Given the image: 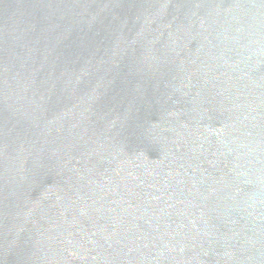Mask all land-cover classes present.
Returning <instances> with one entry per match:
<instances>
[{"label":"water","instance_id":"water-1","mask_svg":"<svg viewBox=\"0 0 264 264\" xmlns=\"http://www.w3.org/2000/svg\"><path fill=\"white\" fill-rule=\"evenodd\" d=\"M0 264H264V0H0Z\"/></svg>","mask_w":264,"mask_h":264}]
</instances>
